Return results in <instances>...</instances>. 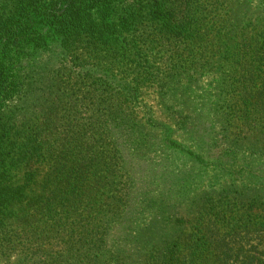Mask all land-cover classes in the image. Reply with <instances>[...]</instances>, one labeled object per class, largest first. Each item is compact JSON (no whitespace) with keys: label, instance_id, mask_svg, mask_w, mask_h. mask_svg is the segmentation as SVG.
<instances>
[{"label":"trees","instance_id":"obj_1","mask_svg":"<svg viewBox=\"0 0 264 264\" xmlns=\"http://www.w3.org/2000/svg\"><path fill=\"white\" fill-rule=\"evenodd\" d=\"M263 11L255 0H0V225L40 184L69 237L48 264H264ZM142 12L171 44L208 37L210 60L194 68L173 55L179 44L154 66L138 45ZM182 90L199 103L179 102ZM153 153L166 161L139 162Z\"/></svg>","mask_w":264,"mask_h":264},{"label":"rangeland","instance_id":"obj_2","mask_svg":"<svg viewBox=\"0 0 264 264\" xmlns=\"http://www.w3.org/2000/svg\"><path fill=\"white\" fill-rule=\"evenodd\" d=\"M203 1L205 3V8L210 10L213 6V0ZM260 2H262V0H255V5H262L264 7ZM255 14L256 17H260L259 13ZM145 16L146 15L143 12L140 13L139 21L137 22L139 26L138 31L136 32L139 36L137 40L139 43L138 45L142 48L146 49L148 46L151 47L154 52L152 57L154 66L161 65L164 67L163 57L167 55V57L170 58V56H172V51H174L175 47L179 44L182 45V49L175 51L173 55L177 56V54L183 53L184 58L194 68H201L203 64L209 61L212 57L211 53L207 51L209 48L208 37H204L206 38L205 41L203 38L200 39L197 42V45L193 47V50H189L187 42L175 44L173 38V44H171L169 36L165 38L157 36V26ZM203 51H206L204 55H202ZM145 95L147 102L154 105L157 111L159 110L161 112L159 108L162 109V105H157V99L153 101L155 95L151 87L146 89ZM175 98L182 104L188 103V106H191L193 102H195V104L199 103V100H197L196 97L194 98L192 93L185 92L184 90L180 91ZM65 101H67V99L56 101L59 105L58 113L60 111V117L66 114L64 108L66 106ZM217 113L220 117L225 114L224 112L220 115V110H218ZM201 116H204L203 111H198L196 115H193V117L197 119L196 121L201 119ZM77 118L83 126L87 125L91 120L90 113L78 115ZM257 134L253 137L255 140L257 138L259 140L257 146H264V134ZM235 138L241 139L243 136L237 137L236 134L228 135L229 140ZM154 154L155 153L143 157L139 162L142 164L146 162L149 166L162 165L166 161L162 154L158 153V157ZM137 161L138 160L134 158V163H137ZM40 187L41 185L38 184L28 193L30 198L27 201V210H25V206H23L22 210H20L21 207H17L13 213L8 211L5 216L4 224L0 225V262L2 264H48L52 260L54 261L67 254L64 238L69 237L65 236L67 232H64L60 227L61 216L57 214V212H52V210H50L45 199H39L41 196L45 195L42 193ZM262 194L264 195V191ZM24 200V203H26V198ZM88 215L89 214L85 212L84 217L87 219ZM74 220L75 217L72 216L70 222H74ZM114 230V234H117L118 231L115 227Z\"/></svg>","mask_w":264,"mask_h":264}]
</instances>
